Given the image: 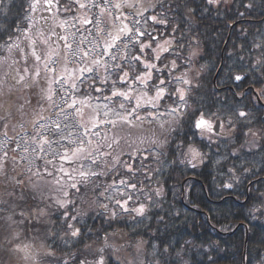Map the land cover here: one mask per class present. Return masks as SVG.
Here are the masks:
<instances>
[{"label": "trees", "instance_id": "1", "mask_svg": "<svg viewBox=\"0 0 264 264\" xmlns=\"http://www.w3.org/2000/svg\"><path fill=\"white\" fill-rule=\"evenodd\" d=\"M141 2L143 17L137 18L152 14L167 21L158 28L164 38L174 37L173 45L179 51L168 55L164 63L176 60L173 77L179 70L189 72V84H193L188 96L191 111L183 117L165 120L163 128L159 123H136V126L102 125L92 129L100 137L90 133L92 143L88 151L100 143L99 166L93 170L102 174L93 177L87 191L82 188L79 194L67 187L70 181L57 171L62 162L52 157L43 137L38 135L43 130L36 125L57 117L59 111L55 112L53 101L55 104L60 101L56 84L52 85L55 92L52 101L47 98L44 66L57 54L68 56L69 71L82 66L73 61L60 36L67 38L73 50L74 43L70 40L73 36L79 41L94 39L97 47L102 48L112 43L108 32L115 35L124 24L130 26L126 20L109 26L106 17L102 18L104 31L85 25L81 22L83 18H93L97 10L79 9L74 0L49 3L39 0L38 4L36 0H2L0 3V46L9 35L16 39L17 28L27 27L26 35L35 40V51L41 57L35 61L31 55L33 48H26L25 53L13 49L10 54L4 53L0 63L3 81L0 118L6 117L0 119V141L5 139V133L9 140L26 133L33 150L31 165L23 164L16 144L5 151L6 175L0 176V201L5 202L0 204V264H63L64 261L80 264L84 257L93 262L100 248L105 249V264L263 263L264 120L261 116L264 105L255 102L253 91L264 102V0H220L218 4H209L207 0ZM49 27L56 35L48 31ZM86 28L91 32L85 31ZM125 40L121 34L116 47H121ZM17 42L22 47L28 43L23 34ZM80 48L88 50L84 43ZM93 58L89 54L86 62L90 64ZM107 59L105 55L103 60ZM113 64L109 63L110 69ZM52 67L57 76L64 74L60 64ZM37 68L39 77L34 71ZM94 71L97 76L104 75L103 68ZM17 73L23 77L19 83L11 78ZM237 75L243 79L236 80ZM215 78L220 90L215 89ZM92 83L86 80L83 88ZM95 86L100 87L99 80ZM192 111L206 116L216 113L227 122V128L212 135L210 140L196 137V146L203 155L189 162L191 157L183 145L192 139L187 123ZM241 111L245 112L244 116L240 115ZM246 112L255 120H248ZM227 118L231 119L229 123ZM91 120V113L86 112L82 123L91 129ZM47 135L53 138L50 133ZM114 140L118 143H113ZM41 147L43 152L39 150ZM56 151L63 152L64 148ZM63 167L71 171L74 165L64 163ZM45 169L52 175L48 176ZM57 179L60 184L56 183ZM121 180L125 183L121 184ZM63 191H69V199L75 201L67 209L55 203L64 199ZM128 195L132 198L127 201V207L143 205V215L121 211L116 205L117 199L123 203ZM36 205L46 213L37 225L38 231L30 226L36 223L31 220ZM113 210L117 213L115 217ZM21 212L25 215L23 224L18 223ZM64 212L77 216V226L86 240L78 243L79 238L66 234L61 216ZM9 216L12 221H7ZM6 233L10 239L19 233L21 247L28 244L29 248L9 260L3 252L9 246ZM105 237L111 248L106 247ZM84 243L91 247L85 250ZM122 254L130 259L123 261Z\"/></svg>", "mask_w": 264, "mask_h": 264}, {"label": "snow or ice", "instance_id": "2", "mask_svg": "<svg viewBox=\"0 0 264 264\" xmlns=\"http://www.w3.org/2000/svg\"><path fill=\"white\" fill-rule=\"evenodd\" d=\"M36 2L38 4L39 0H36ZM49 2L50 0H45V3ZM207 2L209 4H218L220 0H207ZM0 3H2V0H0ZM74 3L79 9L91 11V9L95 8L97 10L93 14V18L85 16L81 22L85 25H93L98 31H104L101 25L104 22L102 18L105 17L107 18L109 26L117 20L123 23L124 20L128 19L129 15L133 17V25H136L139 21L135 17H143V12L140 11L142 7L141 0H83V2L82 0H74ZM125 9L131 11L125 12ZM144 19L145 22L151 20L157 24L167 23L165 19H158L156 15L144 17ZM26 31L27 27L25 29L17 28L16 34H14L16 35V39L14 40L12 35H9V39L5 44L0 46L3 49L0 52V63L3 62L4 53L10 54L13 49H17L18 53H25L26 48H33L31 55L35 61L38 62L41 59L35 51V40H32L26 35ZM48 31L56 35L51 27H49ZM85 31L91 32V29L86 28ZM132 32L133 29L129 28L127 24H124L115 35L111 32L107 33L112 38L111 44H105L102 48H98L97 43L91 41L92 48L87 51L80 48V44L84 43L83 40L77 42V49L73 50L71 44H67V38L60 36L59 39L66 43L71 56L73 58L78 56L79 63L82 66L69 71L68 65L71 61L68 56L62 57L59 54H57L55 59L50 58L45 63L46 75L44 79L48 86L47 98L49 101H52L53 95L55 94L52 85L56 84L57 90L60 92V103L55 104L54 101L53 103L59 110L58 115L63 113L64 120L53 122L47 126L37 124L36 127L41 129L46 128V132L41 131L38 135L43 137V143L47 145L52 157H58L62 162L61 167L57 171L61 177H65L67 181H70L67 187L73 190L74 194L81 193L82 188L87 191L88 185L92 182V178L102 174L93 170L94 167L99 166L97 156L101 154L100 143H98L95 149L88 151V146L92 143L90 133L98 138L100 137V133L93 132L92 129L99 128L102 125L110 127H116L118 124L136 126L137 122L140 124L144 122H157L163 128L164 123L161 121L164 116H175L188 107V101L186 99L187 90L184 87L176 85H188L190 81L184 76H172V71L177 67L175 59L164 63V60L168 59V55L173 54L172 45L174 39H164L155 36L151 32L141 31L139 27L135 28V37L130 35ZM20 34H23L24 40L28 41L23 47L21 43L17 42ZM121 34L136 48V54L132 55L130 59L125 51L128 47L127 43H124L119 48L116 47V41L121 40ZM40 35L43 36L44 32L41 31ZM144 37H147V39L143 40L142 38ZM112 49H116V51L113 52ZM121 52H123L122 56L119 55ZM90 53H93L94 58L88 64L86 61ZM193 54L195 55V53ZM105 55L112 62L122 60L123 63H114L110 69L109 64L103 60ZM14 63H18V61H14ZM54 64L61 65L63 75H56V70L52 67ZM96 68H103L104 75L97 76L94 71ZM34 71L35 75L39 77L40 70L37 68ZM111 75H115L116 78L111 79ZM165 77H169V79H165ZM11 78L17 83L23 80V77H19L18 73ZM235 79L241 80L243 77L237 75ZM86 80H92L93 83L89 84L87 88H83ZM96 80H99L100 87L95 86ZM2 84L3 81L0 80V92L3 90ZM170 88L172 91H169ZM92 93H96L97 95L94 96ZM174 97L176 98L174 99ZM101 99L103 103L100 102ZM168 101H172V104H169ZM162 106L164 107V111L160 112L159 109ZM141 111H144L145 114L141 115ZM86 112H90L92 115L91 129L82 123ZM240 115L244 116L245 113L241 112ZM0 119L6 120V117ZM187 123L189 124L192 139L187 141L183 146L187 148V154L191 157L189 162H192L201 159L203 155L200 148L196 146V137H199L201 140L205 138L210 140L212 135L219 133L220 125H214L210 118H206L203 113L197 114L196 112L191 114ZM47 133H50L53 138H49ZM5 140H7L6 133ZM113 143H118V141L114 140ZM153 143L155 142L153 141ZM53 145L56 147L54 148ZM61 147L64 148L63 152L56 151V148ZM108 147L111 148L112 144H108ZM39 150L43 152L44 148L41 147ZM6 157L7 152L4 153L3 157H0V176L6 175ZM116 162L119 163V160ZM64 163L70 166L74 165V167H72L71 171H67L63 167ZM45 173L48 176L52 175V173L47 172V169H45ZM37 175L40 176L43 174L37 173ZM56 183L60 184L61 181L57 179ZM120 183L124 184L125 181L121 180ZM131 187L134 188L135 184L131 185ZM227 187H231V185H227ZM69 195V191H63L64 199L56 200L55 203L60 208L67 209L69 205L75 204V201L69 199ZM131 198V195H128L123 203L119 199L115 203L121 208V211H132L143 215L145 211L143 205L132 209L127 207V201ZM3 203L5 202L0 201V204ZM35 207L36 211L31 216V220H34L36 223H30V226L38 231L37 225L46 213L39 205ZM104 207L107 208V205H104ZM116 215L117 213L113 210L112 216L115 217ZM20 216L21 220L18 223L23 224L25 215L21 212ZM61 216L64 219L63 227L66 229L67 235H70L72 238H79L77 240L78 243L87 239L82 234L81 228L77 226L79 224L77 216L68 215L67 212L61 213ZM7 221H12V217H7ZM24 239H27L26 235ZM107 239L105 237L106 247L111 248L112 245L107 244ZM21 244L22 238L19 233L11 235V239L8 240L9 246L3 249L4 254L8 256L9 260L18 253H24L29 248L28 244H23V247H21ZM90 247V245L84 243L85 250H88ZM104 251V248L96 250V257L93 262H89L84 257L81 259L80 264H105ZM47 255H52V253H47ZM24 258L27 259V256ZM63 264H67V261H64Z\"/></svg>", "mask_w": 264, "mask_h": 264}, {"label": "rangeland", "instance_id": "3", "mask_svg": "<svg viewBox=\"0 0 264 264\" xmlns=\"http://www.w3.org/2000/svg\"><path fill=\"white\" fill-rule=\"evenodd\" d=\"M232 1V0H231ZM136 20H138L137 18H135ZM159 19V18H158ZM164 19V18H163ZM129 24L133 27V29L135 30V28L136 27H139L140 28V30L141 31H148L150 28H149V25H148V22H149V20L147 21V22H145V20H143V21H140L138 24H136V25H133V17H131V19L129 20ZM168 26V25H167ZM133 37H134V35H132ZM92 39H93V37H91ZM164 39H174V37H169V36H167V37H165ZM90 40V39H89ZM91 41H95L94 39L93 40H90L89 42L87 41H84V45H85V47H87L88 49H90V48H92V43H90ZM73 43H74V50L75 49H77V42H79V39H76L75 40V38H73V41H72ZM96 42V41H95ZM173 54L174 53H176V52H178L179 50H177V49H175V47H174V45H173ZM196 52L197 51H194V53H195V57H196ZM91 55H93V53H90ZM172 54V55H173ZM165 55H168V54H165ZM78 60H79V57L77 58ZM166 61V60H165ZM190 63V62H189ZM182 73V75L183 76H185L184 75V73L183 72H181ZM185 77H188V76H185ZM176 86H179V87H184V88H186V86L185 85H176ZM169 91H172V89L170 88L169 89ZM189 94V91H187V95ZM176 98V97H175ZM174 98V99H175ZM186 99H187V97H186ZM55 102V101H54ZM56 103V102H55ZM60 103V101H58L57 102V104H59ZM101 103H103V102H101ZM168 103L169 104H172V101H168ZM189 106V105H188ZM53 109H55V108H53ZM186 110H188V107H187V109ZM56 111H59L57 108L55 109V112ZM159 111L160 112H163L164 111V107L162 106L160 109H159ZM186 111H184L183 112V114L185 113ZM193 112H195V111H192L191 113H193ZM141 115H144L145 113H144V111H141ZM57 114H58V112H57ZM180 115H182V113L180 114ZM217 116V115H216ZM39 117H44V115H39ZM166 117H169V116H164L163 117V119H165ZM172 117H174V116H172ZM162 119V120H163ZM64 120V116H63V113H60L57 117H55L54 119H51V120H49L46 124L45 123H42V124H40V125H45V126H47V125H51L53 122H60V121H63ZM39 130H43V131H45L46 130V128H44V129H41V128H39ZM46 132V131H45ZM20 134H23L22 136H19L16 140H12L11 138H10V140L9 139H7V140H5V139H3L2 141H0V153H3V152H5L8 148H9V146L10 145H12V144H16L17 145V153L19 154V156H20V159H21V161L23 162V164H25V165H31V163H32V157H31V154H30V151L32 150V147H31V144L30 143H28L27 142V140L29 139L30 140V138L28 137V135H26V133H20ZM32 152H33V150H32ZM24 167V166H23ZM123 196H127V194H125V195H123ZM123 199H125V197L123 198ZM6 234H8L9 235V237L8 236H6V238H9L10 239V234L9 233H6ZM130 259V256H127V255H124V254H122V260L124 261V260H129Z\"/></svg>", "mask_w": 264, "mask_h": 264}]
</instances>
